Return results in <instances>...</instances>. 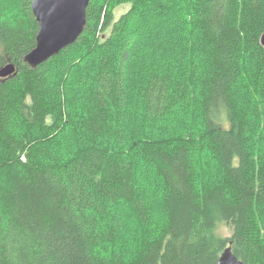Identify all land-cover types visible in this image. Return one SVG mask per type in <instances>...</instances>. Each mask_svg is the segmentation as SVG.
Here are the masks:
<instances>
[{
  "label": "trees",
  "instance_id": "16d2710c",
  "mask_svg": "<svg viewBox=\"0 0 264 264\" xmlns=\"http://www.w3.org/2000/svg\"><path fill=\"white\" fill-rule=\"evenodd\" d=\"M32 2L0 0V264H264V0H91L36 69ZM141 21L171 67L130 91Z\"/></svg>",
  "mask_w": 264,
  "mask_h": 264
},
{
  "label": "water",
  "instance_id": "95a60500",
  "mask_svg": "<svg viewBox=\"0 0 264 264\" xmlns=\"http://www.w3.org/2000/svg\"><path fill=\"white\" fill-rule=\"evenodd\" d=\"M91 0H33V14L39 24L36 47L28 53L25 64L32 69L57 56L73 45L87 27V10ZM264 46V34L261 37ZM18 68L9 63L0 69V79L16 76ZM217 264H244L231 246L221 254Z\"/></svg>",
  "mask_w": 264,
  "mask_h": 264
},
{
  "label": "rangeland",
  "instance_id": "374dc122",
  "mask_svg": "<svg viewBox=\"0 0 264 264\" xmlns=\"http://www.w3.org/2000/svg\"><path fill=\"white\" fill-rule=\"evenodd\" d=\"M128 6H121L118 7L115 10L116 19H119L122 14H124L128 10ZM145 10L148 12H144L141 16L143 19V16L148 18V15L152 14L151 19H154L156 14L155 10L151 9L150 7H145ZM156 31L154 26H146L144 22L141 21V27H140V40L136 43V45L133 48V55L132 59L129 64V80H130V88L129 90H134L138 87V85L144 81V75L147 74L146 78L150 76V74L154 71L156 72L158 69H163L166 71V61H169V66L171 67V61L169 59V53L166 52L159 46L160 50H156L155 47L159 43L154 40L156 37ZM81 55H85L84 52L80 53ZM60 71L58 70L57 73ZM60 76L66 77V74L60 72ZM132 84V86H131ZM70 99L75 100L76 97H79L78 93L76 91H71L69 93ZM82 98H79V101H81ZM179 116H181V113L186 114L183 110H178ZM135 113L139 116L138 110L135 109ZM185 117H181V119H184ZM136 120V119H135ZM138 127H132L130 131H137ZM31 141L36 140V134H32ZM127 149L129 152L133 149V146H136V142L132 141L131 137L128 134L127 138ZM133 144V145H131ZM65 145V143H63ZM131 153V152H130ZM132 154V153H131ZM135 155V154H133ZM3 175H0V180H3ZM264 225V224H263ZM231 229L228 225H222L220 228V233L228 236L231 234Z\"/></svg>",
  "mask_w": 264,
  "mask_h": 264
}]
</instances>
